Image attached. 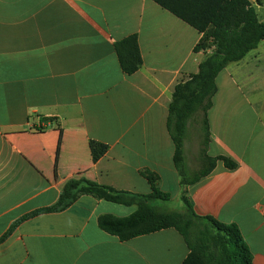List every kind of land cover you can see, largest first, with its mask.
Masks as SVG:
<instances>
[{"label": "crops", "instance_id": "0c3cea01", "mask_svg": "<svg viewBox=\"0 0 264 264\" xmlns=\"http://www.w3.org/2000/svg\"><path fill=\"white\" fill-rule=\"evenodd\" d=\"M249 1L264 23V0ZM131 36L142 65L127 75L115 47ZM202 37L152 0H0V264L186 259L189 249L174 229L127 242L104 232L100 216L127 217L136 208L88 195L21 221L54 206L74 178L136 194L157 189L181 203L187 190L196 215L235 227L249 264H264V41L220 73L209 112V155L238 167L218 162L186 188L174 164L169 105L175 87L211 52H194ZM197 133L185 140L188 173L191 152L200 153ZM91 142L108 147L97 162Z\"/></svg>", "mask_w": 264, "mask_h": 264}, {"label": "trees", "instance_id": "16d2710c", "mask_svg": "<svg viewBox=\"0 0 264 264\" xmlns=\"http://www.w3.org/2000/svg\"><path fill=\"white\" fill-rule=\"evenodd\" d=\"M152 1L203 34L201 41L194 48L195 53L211 50L199 65L198 73L175 87L169 105L167 129L175 146L174 164L182 177V186L188 188L207 177L218 162H223L229 170L238 167L237 163L228 157L209 155V112L214 106V97L218 92V76L230 64L240 62L258 48L264 41V23L259 21L249 0ZM115 48L123 72L127 75L136 73L142 65L137 37H128L117 43ZM192 124L196 125L202 137L198 160L200 168L188 173L184 145ZM90 147L94 162L104 156L108 149L106 145L96 142H91ZM60 148L61 137L55 155L56 174ZM186 194L187 190L181 197L182 210L170 211L156 203L170 201L171 195L157 189H153L150 194H136L101 185L86 178H74L63 186L60 198L54 206L38 210L21 221L41 213L63 211L81 196L88 195L136 208V211L127 217L107 214L98 218L99 228L118 237L121 242L174 229L183 237L189 249V254L182 264H249V252L238 230L211 217L196 215Z\"/></svg>", "mask_w": 264, "mask_h": 264}, {"label": "rangeland", "instance_id": "374dc122", "mask_svg": "<svg viewBox=\"0 0 264 264\" xmlns=\"http://www.w3.org/2000/svg\"><path fill=\"white\" fill-rule=\"evenodd\" d=\"M197 131H198V128L196 127V125L192 124L190 127V132H189V138H191V140H193L194 136L196 134H198ZM201 140H202V137H201ZM200 149H201V145H200ZM197 151H198V153H197ZM198 154H199V150H196L195 154L192 151L191 155L188 158V160H190L189 166L191 167L193 172L197 171L200 168V163H199V161L196 160L197 159L196 157ZM189 176L191 177L192 174H190ZM169 192L173 196H176V194H178V192H179V187L176 184L172 183V187L169 189ZM156 204L158 206L163 207V208L170 210V211H181L183 208V204L177 199H173V200H170L168 202H158ZM123 208L127 209V207H123Z\"/></svg>", "mask_w": 264, "mask_h": 264}]
</instances>
